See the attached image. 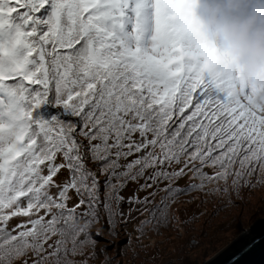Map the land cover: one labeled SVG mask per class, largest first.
<instances>
[{
  "label": "snow or ice",
  "instance_id": "6c2138e0",
  "mask_svg": "<svg viewBox=\"0 0 264 264\" xmlns=\"http://www.w3.org/2000/svg\"><path fill=\"white\" fill-rule=\"evenodd\" d=\"M194 3L0 0V264H89L159 193L166 224L182 194L264 183V109L194 39Z\"/></svg>",
  "mask_w": 264,
  "mask_h": 264
},
{
  "label": "rangeland",
  "instance_id": "374dc122",
  "mask_svg": "<svg viewBox=\"0 0 264 264\" xmlns=\"http://www.w3.org/2000/svg\"><path fill=\"white\" fill-rule=\"evenodd\" d=\"M199 3L200 0H195L192 9L196 29L194 39L215 47L217 52L215 45L199 38ZM233 75L242 85L239 74ZM39 112L48 118L56 114V109L44 105ZM205 171L210 172L209 169ZM191 183L198 184L199 181H192L186 176L178 181L176 187L184 188ZM214 187L219 191L212 192ZM226 187L227 192L224 191ZM133 189L134 186L130 185L122 194L130 195ZM139 195L143 197L146 193ZM163 195L159 193L148 205L138 206L126 228L118 225L114 235L103 233L95 245L96 258L89 260V264H205L244 235L256 222L264 220V183L241 187L237 195L229 180L227 184L221 181L207 185L190 199L184 198L185 195L170 202L166 224L151 220L142 226L141 222L147 220L148 213L159 205ZM122 207L127 212L128 205ZM22 219L13 218L10 226L14 227ZM100 227L96 225L93 233Z\"/></svg>",
  "mask_w": 264,
  "mask_h": 264
},
{
  "label": "clouds",
  "instance_id": "9594fccd",
  "mask_svg": "<svg viewBox=\"0 0 264 264\" xmlns=\"http://www.w3.org/2000/svg\"><path fill=\"white\" fill-rule=\"evenodd\" d=\"M197 17L199 38L217 48L215 70L238 73L253 107L264 109V0H200Z\"/></svg>",
  "mask_w": 264,
  "mask_h": 264
},
{
  "label": "water",
  "instance_id": "95a60500",
  "mask_svg": "<svg viewBox=\"0 0 264 264\" xmlns=\"http://www.w3.org/2000/svg\"><path fill=\"white\" fill-rule=\"evenodd\" d=\"M205 264H264V220Z\"/></svg>",
  "mask_w": 264,
  "mask_h": 264
},
{
  "label": "trees",
  "instance_id": "16d2710c",
  "mask_svg": "<svg viewBox=\"0 0 264 264\" xmlns=\"http://www.w3.org/2000/svg\"><path fill=\"white\" fill-rule=\"evenodd\" d=\"M88 166H92L91 164H89ZM184 188H186V187H184ZM202 190H194V191H191V192H188V193H186V194H182V195H180V196H185L186 195V197H184V198H191L192 196H194L195 194H197L198 192H201ZM179 196V197H180ZM150 213L151 212H149L148 213V217H147V220H145V222L146 223H149L151 220H153V218H152V216L150 215ZM157 215H158V213H157ZM154 221V220H153Z\"/></svg>",
  "mask_w": 264,
  "mask_h": 264
}]
</instances>
